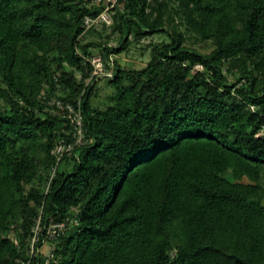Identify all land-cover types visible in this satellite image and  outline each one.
Wrapping results in <instances>:
<instances>
[{"label": "trees", "instance_id": "16d2710c", "mask_svg": "<svg viewBox=\"0 0 264 264\" xmlns=\"http://www.w3.org/2000/svg\"><path fill=\"white\" fill-rule=\"evenodd\" d=\"M121 3L108 46L82 36L103 5L0 0V264H264V0ZM157 33L96 105L82 55ZM52 99L81 102L86 128L59 162L70 125Z\"/></svg>", "mask_w": 264, "mask_h": 264}, {"label": "built area", "instance_id": "2783aa9c", "mask_svg": "<svg viewBox=\"0 0 264 264\" xmlns=\"http://www.w3.org/2000/svg\"><path fill=\"white\" fill-rule=\"evenodd\" d=\"M121 2L122 0H90L91 6L103 5L104 9L97 16L87 15L84 18V32L82 36L100 24H105L110 27L114 22L113 14L115 13V10L118 7L122 8ZM82 56L92 66V78L113 76L114 59L112 55L109 57V59L105 58L103 53L100 52L99 54H94L91 56ZM203 68L204 67L201 64H197L195 66L196 70H203ZM50 103L52 105H56L60 111H64L63 118L68 119L65 125H70V129L67 131L69 139H60L52 150V155L56 156L59 162L64 154H70L76 147L82 146L87 142L85 139L86 128L83 120L81 102H79L77 107L55 99H52ZM64 229L65 224L51 223L48 227V234L51 238H54L57 232L63 231Z\"/></svg>", "mask_w": 264, "mask_h": 264}, {"label": "rangeland", "instance_id": "374dc122", "mask_svg": "<svg viewBox=\"0 0 264 264\" xmlns=\"http://www.w3.org/2000/svg\"><path fill=\"white\" fill-rule=\"evenodd\" d=\"M120 33L114 32L111 27L100 24L95 29L91 30L86 36L85 42H107L108 46H115L120 41ZM163 40L169 41L170 38L165 33H157L149 37L135 41L127 51L121 54H113L114 61L126 69H138L141 70L147 66L151 60V46L152 44H158ZM188 45L192 48L199 50L202 53H209L214 45L211 41H198L195 37L189 39ZM95 54H99L98 49H93ZM95 94L92 95V101L96 105L105 106L106 102L110 101L108 96L112 95L115 91L114 85L109 83V78L98 77L96 78ZM65 165V164H64ZM63 165V167H64ZM14 237V233H11ZM50 250V244L48 241L44 242L41 251L48 254Z\"/></svg>", "mask_w": 264, "mask_h": 264}]
</instances>
